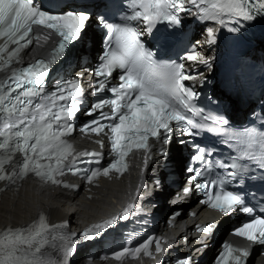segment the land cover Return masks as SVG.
Returning a JSON list of instances; mask_svg holds the SVG:
<instances>
[{
  "label": "snow or ice",
  "instance_id": "snow-or-ice-1",
  "mask_svg": "<svg viewBox=\"0 0 264 264\" xmlns=\"http://www.w3.org/2000/svg\"><path fill=\"white\" fill-rule=\"evenodd\" d=\"M193 9L200 20L221 26L235 22L232 32L240 30L241 22L264 19V0H128L121 23L95 16L96 23L106 30L107 46L90 72L89 87L96 99L84 110L91 119L79 131L96 137L95 143L101 148V137L107 138L110 159L102 166V152H76L67 139L77 130L74 118L84 104V73L54 81L51 91L46 90L55 59L86 34L93 13L72 4L46 10L38 0H0V181L15 184L32 173L51 184L73 187L62 179L71 173L94 183L101 176L123 175L129 168V157L136 152L144 154L146 166L153 147L168 145L173 135L181 137L178 143L185 145L188 141L183 137L212 133L223 137L222 142L230 144L235 154L227 161L214 160V149L192 143L194 154L185 169L191 187H184L183 193H190L194 187L203 193L201 203L222 215H247L249 219L231 234L264 246V209L257 214L256 207L246 202L243 190L231 187L244 182L245 169L251 165L264 172V126L233 130L224 115L205 114L197 104L201 93L194 90V84L186 83L206 81L203 73H194L183 62H158L143 39L161 22L169 27L181 26L182 14H192ZM37 27L57 34L58 47L53 61L37 59L25 64L20 54L32 43L31 34ZM206 32V42L214 44L216 30L208 27ZM182 59L210 66V60L195 50L186 51ZM159 151L166 154L163 147ZM17 153L22 159L17 167L9 169ZM216 167L222 175L213 174ZM156 186H160L159 181ZM136 208L134 203L127 205L119 215L85 229L81 237L85 241L97 239L104 230L129 219ZM59 227L49 225L40 214L31 225L5 229L0 234L5 237L0 244V264H51L43 250L48 244L47 234ZM197 230L207 235L213 233L214 226H197ZM163 243V238L148 236L135 248L124 246L115 251L112 258L122 262L141 252L152 256V246L161 253ZM76 251V243L67 240L62 247V264H69ZM248 255L246 249L225 241L214 264H246ZM178 264H192V259L181 258Z\"/></svg>",
  "mask_w": 264,
  "mask_h": 264
},
{
  "label": "bare ground",
  "instance_id": "bare-ground-1",
  "mask_svg": "<svg viewBox=\"0 0 264 264\" xmlns=\"http://www.w3.org/2000/svg\"><path fill=\"white\" fill-rule=\"evenodd\" d=\"M88 33H91L92 35V44L90 46L91 51H94L97 46L98 35L95 33L92 25L89 24L88 30L80 43L79 50L81 52L87 51L85 46ZM47 41L48 40H45L44 43ZM227 97L231 100L232 111H237L239 107L235 103V100L229 95H227ZM235 104L237 107L235 106L236 108H233V105ZM170 149L172 151L171 157L176 160L175 164L177 170L179 171L180 168L178 165H180L183 160L181 148L175 145ZM179 175L182 177L183 173H179ZM137 191L136 185L131 179H129L128 175H124L121 178H107V180H102L96 186L88 188L85 192L66 191L60 190L56 187H46L32 181L31 179L22 180L21 183L18 184H7L0 181V234L4 233V230L10 227L19 228L31 225L34 221L38 220L40 214H43L47 220L49 219L50 221L57 223L64 220H69L73 224H78V222L82 221H89L96 216H100V214L108 210V208L116 206L119 201L123 199L127 200L128 197H134ZM144 192L145 187L139 188V195L136 196L137 201H146L144 199ZM163 208L164 205H159V214ZM222 221H225V218H223L221 222ZM56 229L57 228L53 230ZM224 231L225 230L222 231L219 239L224 235ZM187 235H189L188 232L175 234V242L184 247L187 243H189V240H186L185 238ZM47 237L49 239V237L52 236L48 235ZM4 238L5 237L3 235H0V244H2ZM190 238H192V235ZM49 241L50 239L48 242ZM215 244L213 243L209 245L206 249V253L202 255L201 261L198 262V264L208 262L206 254ZM89 245H93V243H89ZM89 245L80 249L77 248L76 253L69 259V264H127L125 262H117L113 260L97 261V258L95 257L93 259H88L89 254L83 253V251L87 250ZM0 259H3L2 252H0ZM251 260L252 258L247 262V264H249ZM58 262L62 264L61 259L58 260Z\"/></svg>",
  "mask_w": 264,
  "mask_h": 264
},
{
  "label": "rangeland",
  "instance_id": "rangeland-1",
  "mask_svg": "<svg viewBox=\"0 0 264 264\" xmlns=\"http://www.w3.org/2000/svg\"><path fill=\"white\" fill-rule=\"evenodd\" d=\"M93 55H95V54H93ZM96 56V55H95ZM178 159V158H177ZM182 165H183V163H181L180 165H178L179 166V168L181 169V167H182ZM185 217V216H184ZM9 224H12V223H9ZM222 238V237H221ZM220 238V239H221ZM214 251V250H213ZM83 257V256H82ZM249 264H252L251 262L249 263Z\"/></svg>",
  "mask_w": 264,
  "mask_h": 264
}]
</instances>
